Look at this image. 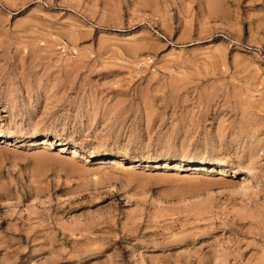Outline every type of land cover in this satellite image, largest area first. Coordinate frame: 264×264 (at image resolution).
<instances>
[{"label": "rangeland", "instance_id": "1", "mask_svg": "<svg viewBox=\"0 0 264 264\" xmlns=\"http://www.w3.org/2000/svg\"><path fill=\"white\" fill-rule=\"evenodd\" d=\"M0 264H264V0H0Z\"/></svg>", "mask_w": 264, "mask_h": 264}, {"label": "bare ground", "instance_id": "2", "mask_svg": "<svg viewBox=\"0 0 264 264\" xmlns=\"http://www.w3.org/2000/svg\"><path fill=\"white\" fill-rule=\"evenodd\" d=\"M39 143L38 144H47L48 141L45 139V138H42L41 140L38 141ZM49 144V143H48ZM73 152H75V150H73ZM77 153V151H76ZM250 179V178H249Z\"/></svg>", "mask_w": 264, "mask_h": 264}]
</instances>
